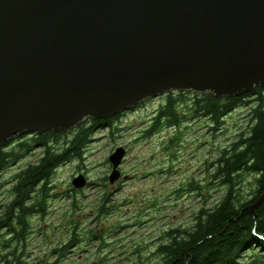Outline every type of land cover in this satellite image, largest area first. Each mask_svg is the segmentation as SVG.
Here are the masks:
<instances>
[{
	"label": "water",
	"instance_id": "water-1",
	"mask_svg": "<svg viewBox=\"0 0 264 264\" xmlns=\"http://www.w3.org/2000/svg\"><path fill=\"white\" fill-rule=\"evenodd\" d=\"M264 88V0H0V147L170 91ZM124 147L108 157L121 176ZM83 174L72 179L83 188ZM264 202L261 192L248 209Z\"/></svg>",
	"mask_w": 264,
	"mask_h": 264
},
{
	"label": "rangeland",
	"instance_id": "rangeland-1",
	"mask_svg": "<svg viewBox=\"0 0 264 264\" xmlns=\"http://www.w3.org/2000/svg\"><path fill=\"white\" fill-rule=\"evenodd\" d=\"M166 95L147 99L120 113L111 127L96 130L80 158L57 168L48 185L51 189L44 213L29 217L26 239L17 245V253H24L22 264L53 262L57 254L53 256L52 251L67 243L74 232L79 234L76 246L59 264L139 263L137 252L141 264H147L156 261L148 259L149 251L162 241L163 231L191 224L202 199L188 192L187 185L182 187L192 178L197 181L205 176L206 162L215 158L235 129L245 127L247 108L240 107L226 117L224 130L216 138L203 119H190L180 129L163 127L147 135ZM72 136L71 132L62 135L56 146ZM119 146L125 148L126 154L119 167L121 176L111 184L108 157ZM39 153L40 149H36L0 171V214L11 196L12 174L34 161ZM78 174L87 180L83 188L72 185ZM104 195L112 200L115 209L101 215L98 207ZM219 195L218 191L212 192L210 204ZM90 229H96L103 239L87 240ZM6 231L0 228V255L15 246V242L2 245L3 238H10Z\"/></svg>",
	"mask_w": 264,
	"mask_h": 264
},
{
	"label": "trees",
	"instance_id": "trees-1",
	"mask_svg": "<svg viewBox=\"0 0 264 264\" xmlns=\"http://www.w3.org/2000/svg\"><path fill=\"white\" fill-rule=\"evenodd\" d=\"M240 107L247 108L245 127L240 131L235 129L223 148L216 151L215 158L206 162L203 178L197 181L192 178L182 187L185 189L187 185L188 192L202 199L191 224L163 231L162 241L149 251L148 259L156 261L147 264H264V202L255 209V216L248 209L264 191V88L256 87L237 97H216L210 92L190 90L170 91L154 117L155 125L146 134L163 127L180 129L190 119H203L216 138L224 130L225 118ZM118 116L86 118L75 130L65 132H24L0 147V171L40 149L36 159L13 173L9 181L11 196L3 205L0 228H5L10 235L8 239L1 236L2 245L10 246L15 242V246L1 254L0 261L22 264L24 253H17V245L26 239L29 217L44 213L51 189L48 185L57 168L73 158H80L96 130L111 127ZM70 132L73 136L56 146L60 137ZM2 184L0 180V186ZM214 191L220 195L210 204ZM114 209L112 200L104 195L99 213L104 215ZM78 235L74 232L67 243L54 249L52 255L57 254L56 259L45 264H59L67 251L76 246ZM86 239L103 237L96 234V229H90ZM137 254L141 264V255Z\"/></svg>",
	"mask_w": 264,
	"mask_h": 264
},
{
	"label": "flooded vegetation",
	"instance_id": "flooded-vegetation-1",
	"mask_svg": "<svg viewBox=\"0 0 264 264\" xmlns=\"http://www.w3.org/2000/svg\"><path fill=\"white\" fill-rule=\"evenodd\" d=\"M233 113V112H232ZM120 115V114H119Z\"/></svg>",
	"mask_w": 264,
	"mask_h": 264
}]
</instances>
